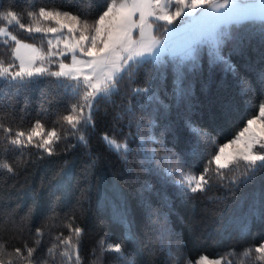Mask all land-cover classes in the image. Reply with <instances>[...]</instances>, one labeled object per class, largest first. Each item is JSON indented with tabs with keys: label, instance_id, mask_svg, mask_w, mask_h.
I'll return each mask as SVG.
<instances>
[{
	"label": "trees",
	"instance_id": "1",
	"mask_svg": "<svg viewBox=\"0 0 264 264\" xmlns=\"http://www.w3.org/2000/svg\"><path fill=\"white\" fill-rule=\"evenodd\" d=\"M108 2L0 0V12L15 11L25 24L35 19L27 13H38L41 7L83 13L82 18L93 20ZM8 27L19 39L47 51L51 34L30 36L18 25ZM237 27L229 26L233 39L223 47L234 72L224 64L210 65V46H201L198 61L185 62V84L190 85L192 94L187 102L177 105L172 98L173 62L166 58L164 65L145 64L132 79L126 76L120 82L119 93L110 101L97 103L93 126L74 134L61 118L79 100L57 78L43 77L21 89L0 83V124L13 133L27 132L39 120L46 131L56 128L61 135L54 155L48 156L32 145L17 149L0 130V162L14 169L12 173L0 169V243L4 244L0 259L12 264L29 262L10 255L16 248L23 251L27 244L37 248L33 264H67L60 255L64 245L59 240L71 235L77 243L71 225V229H83L81 264H115L114 259L124 264L114 252L105 251L107 244L116 243L134 264H173L179 255L169 244L161 246L158 236L163 240L166 236L156 234L159 218L164 216L171 229L178 231L175 238L188 259L208 255L220 257L223 264H264L255 252L264 243V170L256 172L248 183L232 186V178H239L244 171V162L220 170L213 162L209 164L218 146L233 138L264 103V24L255 19L244 21L239 32ZM240 37L242 44L237 42ZM9 45L14 42L9 40ZM9 45L0 43V58L6 63L11 58ZM194 63L198 66L188 72ZM45 66L52 71L57 68L56 63ZM134 88L157 92L169 105L167 112L136 97ZM189 125L207 133L215 144L199 139ZM80 135L86 144L78 140ZM105 136L126 143L127 155L113 150ZM175 161L200 174L209 168L205 190L193 193L172 184L165 170ZM101 241L105 243L101 245ZM53 245L54 255L48 251ZM247 249L252 251L245 257Z\"/></svg>",
	"mask_w": 264,
	"mask_h": 264
},
{
	"label": "snow or ice",
	"instance_id": "2",
	"mask_svg": "<svg viewBox=\"0 0 264 264\" xmlns=\"http://www.w3.org/2000/svg\"><path fill=\"white\" fill-rule=\"evenodd\" d=\"M137 14L138 19H134ZM27 15L35 17L34 24L22 23L21 17L11 10L0 12V21H6L8 25H18L19 29L30 36L35 33H43L45 36L48 33L55 34L56 44H53L52 39H48L47 51H44L43 46L26 43L12 34L8 27H0V38L7 37L0 39V43L9 45V40L14 42V46L9 45V62L6 63L0 58V83L21 89L36 84L43 77L57 78L66 91H70L71 95L79 100L78 103L72 104L68 114L61 118L74 134L80 128L93 126V113L99 111L97 103L100 100L110 101L114 94L119 93L120 82L126 76L132 79L135 72L145 64L164 65L167 60L173 62L172 98L177 105L187 102L192 94L190 85L185 84V62H197L201 46H210V65L224 64L227 70L234 72L235 66L223 54V47L233 39L228 30L229 26H239L236 29L239 32L244 27V21L260 19L264 24V0L258 5L245 3L243 0H109L105 10L91 22L86 16L82 19L83 13L74 15L70 11L43 7L39 8L38 13L28 12ZM42 21L51 22L56 26H41ZM65 29L71 34V40H61ZM133 30H138L137 39H133ZM77 32L78 37L75 35ZM177 39L181 41L179 46ZM237 42L242 44L243 38L240 37ZM60 43L72 53V62L68 64L60 60L59 70L52 71L45 64L56 63L53 57L67 58L66 53L53 51ZM77 50L88 59L78 58ZM197 66V63H194L187 71L191 72ZM242 86H246L243 81ZM133 93L136 97H143L155 103L165 112L169 108V105L160 99L159 94L150 88H134ZM189 127L199 139H206L208 143L215 144V140L207 133L191 125ZM0 130L6 134L8 144L17 149L22 150L32 145L43 149L48 156L54 155V145L61 140L56 128L46 131L39 120L27 132L18 130L13 133L11 128H5L2 124ZM103 139L113 150H122L125 156L129 152L126 143L118 144L107 136ZM78 140L87 143L83 135H80ZM240 161L244 162V171L239 178H232V186L248 183L256 172L264 170V104L259 106L258 115L247 120L246 126L235 139L219 147L209 164L214 162L217 170H220L233 165L239 166ZM0 169H6L9 173L14 171L7 162H0ZM165 171L168 176L180 173L181 179L175 183L193 193L204 191L208 185L206 175L210 171L209 168H205L199 177L183 173L179 168H168ZM217 174L223 179V173L218 171ZM68 227L74 232L77 243L72 242L71 235L60 239L59 243L64 245L60 255L67 259V264H81L79 239L83 229H71V225ZM36 234L41 235L39 228L36 229ZM35 243L38 247L40 241ZM100 243L103 245L105 242ZM55 248L56 245H53V248L48 250L49 254L54 255ZM3 250L4 244L0 243V252ZM36 251V247H28L25 244L23 251L16 248L10 255L27 259L31 264ZM105 251L114 252L124 264H134V261L123 255L119 243L107 244ZM251 251L247 249L243 255L247 257ZM255 252L260 254L258 260H264V243L256 247ZM169 255L171 256V251ZM0 264H6L5 260L0 259ZM7 264H12V261L9 260ZM189 264L193 262L189 261ZM195 264H222V259L212 260L208 256H201Z\"/></svg>",
	"mask_w": 264,
	"mask_h": 264
},
{
	"label": "rangeland",
	"instance_id": "3",
	"mask_svg": "<svg viewBox=\"0 0 264 264\" xmlns=\"http://www.w3.org/2000/svg\"><path fill=\"white\" fill-rule=\"evenodd\" d=\"M244 2H246V3H249V4H260L261 2H262V0H244ZM172 10H174V9H172ZM61 11H63V10H61ZM74 14V13H73ZM74 15H76V14H74ZM83 19V18H82ZM134 19H138V15L137 16H135L134 17ZM94 20V19H93ZM90 22L92 21V19L91 20H89ZM34 22H35V19L34 20H32V22H29L28 24H26V25H29V24H34ZM41 26H44V27H47V26H56L55 24H53V23H51V22H45V21H42L41 22ZM0 27H8V24H7V22L5 21L3 24H1L0 25ZM9 28V27H8ZM49 34H51V36H50V38L49 39H52L53 40V44H56V40H55V34H52V33H49ZM77 37L79 36V33L77 32L76 34H75ZM64 39H68V40H71V34H69L68 32H67V29H65L64 30V32H63V35H62V37H61V40H64ZM25 41V40H24ZM26 43H29V44H34V43H32V42H29V41H25ZM36 45V44H35ZM37 46V45H36ZM38 47V46H37ZM53 51H59V52H64V53H66L67 54V58L66 59H64V57L63 56H56V58H54V60L56 61V64H57V68L54 70V71H58L59 70V61L60 60H63L64 61V63H68V64H70L71 62H72V59H71V57H72V53L70 52V51H68V49H66L65 47H64V44L63 43H60L56 48H54L53 49ZM76 55H77V57L78 58H80V59H88V57H86V56H84L82 53H80L79 52V50H77V52H76ZM17 64H18V61L16 62ZM264 104V103H263ZM257 115H258V113H257ZM246 126V125H245ZM244 126V127H245ZM244 127L233 137V138H231L229 141H231V140H233V139H235L236 138V136L244 129ZM229 141H226V142H224V143H222L221 145H223V144H225V143H228ZM221 145H219L218 146V148H217V151H218V149H219V147L221 146ZM235 147V146H234ZM164 158V157H163ZM243 162V161H242ZM214 163V162H213ZM215 164V163H214ZM168 168H179V169H181V171L183 172V173H187V174H191V175H194V176H197V177H199L201 174L200 173H196V172H193V171H190V170H186L185 169V164L183 163V162H181V163H178V162H171L170 164H169V167ZM167 168V169H168ZM168 180H170V182H172V184H176L175 183V181H177V180H179V179H181V175H180V173H173L171 176H168ZM193 186H194V184H193ZM140 190H142V189H140ZM142 192V191H141ZM152 209H149V213H151L152 214ZM162 213L163 212H161L159 215H162ZM156 219V218H155ZM157 221H158V219H156ZM159 223H158V232L156 233L157 234V236L158 235H162L163 237L164 236H166V238H164V240L161 238V237H159L158 236V238H159V243H160V245L161 246H165L166 244H169L172 248H173V250H174V252L177 254V255H179L178 256V259L173 263V264H177V261H179V264H189V261H191V262H193V264H195V261H197L201 256H208V255H201V256H198L197 258H195V259H188V258H186L185 256H184V254H183V251H182V248L180 247V245H181V243H179V240L178 239H176L175 238V235L178 233V231H173V229H171V227H170V225H169V223H168V221L165 219V217L163 216V217H161V218H159V221H158ZM157 226V225H156ZM156 229V228H155ZM154 235H155V232H154ZM155 240H156V238H155V236L152 238V242H155ZM210 259H212V260H216V259H221L220 257H211V256H208ZM0 258H1V255H0ZM3 259V258H2ZM180 259V260H179ZM5 260V259H4ZM114 261H115V264H119V263H117L116 262V260L114 259ZM6 264H7V262H6ZM222 264H223V261H222Z\"/></svg>",
	"mask_w": 264,
	"mask_h": 264
},
{
	"label": "crops",
	"instance_id": "4",
	"mask_svg": "<svg viewBox=\"0 0 264 264\" xmlns=\"http://www.w3.org/2000/svg\"><path fill=\"white\" fill-rule=\"evenodd\" d=\"M244 2V0H243ZM246 3V2H245ZM138 15V14H137ZM138 30H133V39H137L138 38ZM177 45L179 46V44L181 43V41L179 39H177L176 41Z\"/></svg>",
	"mask_w": 264,
	"mask_h": 264
},
{
	"label": "water",
	"instance_id": "5",
	"mask_svg": "<svg viewBox=\"0 0 264 264\" xmlns=\"http://www.w3.org/2000/svg\"><path fill=\"white\" fill-rule=\"evenodd\" d=\"M24 264H30V262H25ZM31 264H33V263L31 262Z\"/></svg>",
	"mask_w": 264,
	"mask_h": 264
}]
</instances>
